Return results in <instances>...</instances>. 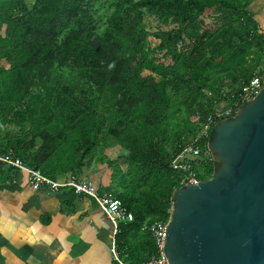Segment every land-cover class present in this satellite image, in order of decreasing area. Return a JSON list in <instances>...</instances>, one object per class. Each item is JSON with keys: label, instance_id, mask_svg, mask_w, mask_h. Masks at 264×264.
<instances>
[{"label": "trees", "instance_id": "16d2710c", "mask_svg": "<svg viewBox=\"0 0 264 264\" xmlns=\"http://www.w3.org/2000/svg\"><path fill=\"white\" fill-rule=\"evenodd\" d=\"M253 1L0 0V151L51 179L106 165L105 192L133 217L118 226L117 249L128 264L149 258L143 227L169 219L179 187L172 160L264 66ZM145 15L174 27L150 34ZM216 166L201 160L197 178Z\"/></svg>", "mask_w": 264, "mask_h": 264}, {"label": "water", "instance_id": "95a60500", "mask_svg": "<svg viewBox=\"0 0 264 264\" xmlns=\"http://www.w3.org/2000/svg\"><path fill=\"white\" fill-rule=\"evenodd\" d=\"M211 177L176 188L163 239L168 264H264V86L213 126Z\"/></svg>", "mask_w": 264, "mask_h": 264}, {"label": "crops", "instance_id": "0c3cea01", "mask_svg": "<svg viewBox=\"0 0 264 264\" xmlns=\"http://www.w3.org/2000/svg\"><path fill=\"white\" fill-rule=\"evenodd\" d=\"M249 10L264 32V0H254ZM109 150L116 159L118 148ZM110 174L106 165L92 163L78 179L105 193ZM112 234L111 223L92 198L74 194L70 188L56 193L33 191L25 173L11 167L0 170V264H113ZM139 241L132 245L139 248Z\"/></svg>", "mask_w": 264, "mask_h": 264}, {"label": "built area", "instance_id": "2783aa9c", "mask_svg": "<svg viewBox=\"0 0 264 264\" xmlns=\"http://www.w3.org/2000/svg\"><path fill=\"white\" fill-rule=\"evenodd\" d=\"M263 86L264 66L259 68L249 83L242 87L241 92L238 95V99L233 103V105H227L222 109L216 108L214 116L208 117L197 137L185 144L182 150L171 162V168L178 176L179 187H183L188 184L195 185L198 181H200L196 175V168L199 167L201 160L208 158L211 154L207 148L204 152H202L197 144L200 140L208 138L209 131L214 123L215 117L221 118L222 120L229 118L232 110L238 107L239 103H245L247 100L253 98ZM4 167H11L25 173L27 176L28 186L33 191L44 190L46 192L56 193L61 189L70 188L74 194H81L95 200L113 227V234L109 246L113 264H128L120 257V253L117 249L115 234L121 223L131 222L133 217L122 206L121 201L114 194L110 192L99 193L94 184L78 179L71 174H68L66 178L62 180L57 178L51 179L42 174L40 170H36L24 164L22 160L14 155L12 151H0V170ZM167 222L168 220L166 222H153L152 224L145 225L143 227V229L148 231L152 236L156 253L142 264H168L165 260L162 249Z\"/></svg>", "mask_w": 264, "mask_h": 264}, {"label": "rangeland", "instance_id": "374dc122", "mask_svg": "<svg viewBox=\"0 0 264 264\" xmlns=\"http://www.w3.org/2000/svg\"><path fill=\"white\" fill-rule=\"evenodd\" d=\"M104 1V0H103ZM27 3H32L33 0H26ZM202 22H203V25L204 27L206 28H210V29H213L215 26H217V22L215 21V19L211 16V13L210 11H207L202 17ZM143 22L145 24V27H146V30L150 33V34H153V33H156L158 30H162V31H166V30H170L171 28H173L174 26L173 25H168V26H163L161 25L158 20L153 17V16H150V15H145L144 19H143ZM260 29V27H259ZM149 40L151 42H153V44L155 42H157L153 37H149ZM223 107H217V109H222ZM8 151H11L8 149ZM117 153V151H116ZM108 158H111V159H114L115 158V152L114 153H110V150L108 151ZM122 258V256H120ZM123 259V258H122Z\"/></svg>", "mask_w": 264, "mask_h": 264}]
</instances>
